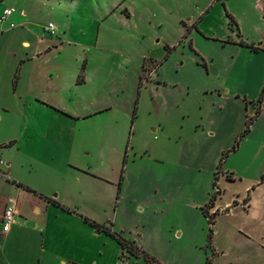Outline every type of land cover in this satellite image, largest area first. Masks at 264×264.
Returning <instances> with one entry per match:
<instances>
[{"label": "rangeland", "instance_id": "rangeland-1", "mask_svg": "<svg viewBox=\"0 0 264 264\" xmlns=\"http://www.w3.org/2000/svg\"><path fill=\"white\" fill-rule=\"evenodd\" d=\"M7 7L0 160L11 179L39 198L54 189L63 205L111 227L114 235H72L89 250L85 264H151L145 254L157 264H212L211 225L196 203L242 189L229 174L264 169V0H0V17ZM76 72L93 105L72 108L88 117L27 97L59 92ZM4 179L0 213L15 195ZM29 217L0 235V264H44L41 217ZM51 218L69 232L80 224Z\"/></svg>", "mask_w": 264, "mask_h": 264}, {"label": "crops", "instance_id": "crops-1", "mask_svg": "<svg viewBox=\"0 0 264 264\" xmlns=\"http://www.w3.org/2000/svg\"><path fill=\"white\" fill-rule=\"evenodd\" d=\"M36 38H38L37 42L41 40L39 37ZM22 43L26 46L28 45L27 48L32 47V43L27 40H23ZM39 52H33L31 55H28L29 52L25 54L30 58L35 57L36 53L38 54ZM76 74L78 75L76 76ZM85 83V76H79V72H76L70 76L69 81L60 86L59 92L53 95L47 94L45 90L41 92L42 95L29 94L28 92L27 97L33 100H42L43 103L51 105L58 103L61 106L63 105L62 109L72 117L84 119L89 116V110L86 108L74 109L72 104L77 102L84 105L83 102L85 101L88 104H92L93 97L79 89V85L82 84L83 86ZM104 110L108 109H101L99 113ZM5 165V167L4 165H1L3 166L2 168L0 167L2 171L8 174L7 176L1 174L3 179L5 178L3 181L11 187V190H14L15 195H9L5 198L3 211L8 199L14 198L16 200V212L9 231L4 233L1 230L0 235L7 240L15 231L16 226H23V222L29 220V212H31L35 216L41 217V222L38 223V230L41 236L39 257L42 263L85 264L88 260L87 258H89L87 257L89 250L85 242L75 241L76 236L72 235L81 234L80 238H86L90 234L92 236H109L106 228L111 230V227L106 224L103 227L90 226L83 220L82 215H78L70 207H66L58 201L55 197L56 195H52L54 189H48L49 192L40 190L39 192L43 196L39 198V196H36L37 194L26 189L17 180L11 179L9 175L11 171L10 164L5 162ZM261 174L260 177L247 179H243L244 177H240L237 173L229 174L233 181L239 180L243 183L242 189L237 188V190L230 191L227 198L221 196L219 201L217 200L212 207L208 208L209 213L214 211L216 213L213 223L212 247L214 257L211 259L212 264H264V179L262 180L264 169ZM227 184L229 183H224L221 187V189L224 188L222 189L223 193L225 190H229ZM19 197L22 200L20 203ZM52 200L60 203V205L52 203ZM204 202L199 201L196 206H201L202 208V206L206 205ZM29 205L31 207L30 210H28ZM3 211L0 213L1 222ZM63 214L68 217V222L74 221L80 224L71 227V232L64 230L58 224H51V216L57 218ZM176 231L174 232L176 233ZM177 234H182V231H178ZM94 262L96 260L90 258V264Z\"/></svg>", "mask_w": 264, "mask_h": 264}, {"label": "built area", "instance_id": "built-area-1", "mask_svg": "<svg viewBox=\"0 0 264 264\" xmlns=\"http://www.w3.org/2000/svg\"><path fill=\"white\" fill-rule=\"evenodd\" d=\"M13 12H14L13 8H6L3 14L1 15L0 20L1 21L6 20L7 17L10 16ZM11 26H13L12 23ZM56 30H57V26L52 22H50L45 28V31L53 36L55 35ZM1 165H4V162L2 160H0V166ZM0 174L4 176L8 175L6 172L2 171L1 168H0ZM15 212H16V200L14 198H9L7 203L5 204L4 211L2 214V224H3L2 231L4 233L9 231L10 226L14 219Z\"/></svg>", "mask_w": 264, "mask_h": 264}, {"label": "trees", "instance_id": "trees-1", "mask_svg": "<svg viewBox=\"0 0 264 264\" xmlns=\"http://www.w3.org/2000/svg\"><path fill=\"white\" fill-rule=\"evenodd\" d=\"M247 131V130H246ZM264 179V175L262 176V180ZM28 189V188H27ZM30 190V189H29ZM30 191H32V190H30ZM213 200H214V197L204 206V207H202L201 209H202V212L204 213V215L208 218V221H209V223H210V233H209V236H208V245L209 246H211L212 247V240H211V237H212V224L214 223V218H215V215H216V213H213V214H210L209 212H208V208L209 207H212L213 205H214V202H213ZM52 203H54V204H56V205H60V203H58V202H56V201H53L52 200ZM62 206V205H61ZM62 208H64V206H62ZM67 209V208H66ZM83 220L85 221V222H87L88 224H90L91 226H93V227H103V225H100V224H98L97 222H95V221H92V220H90V219H88L87 217H84L83 216ZM106 232L108 233V234H111V235H114V233L110 230V229H108V228H106ZM117 240L119 241V243L122 245V247H126L127 248V250H129V251H132L134 254H138V251H139V249H137V247H135L131 242H127V241H125V240H123L121 237H119L118 236V238H117ZM135 250H138V251H135ZM212 250H213V247H212ZM214 252V251H213ZM145 254V253H144ZM146 255V257L148 258V261H150L151 262V264H157V263H155V261H154V259L152 258V257H149V256H147V254H145ZM207 264H210V260L208 259V261H207Z\"/></svg>", "mask_w": 264, "mask_h": 264}]
</instances>
